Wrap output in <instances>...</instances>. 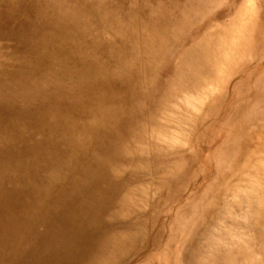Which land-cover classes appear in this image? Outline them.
Masks as SVG:
<instances>
[{
  "label": "bare ground",
  "instance_id": "1",
  "mask_svg": "<svg viewBox=\"0 0 264 264\" xmlns=\"http://www.w3.org/2000/svg\"><path fill=\"white\" fill-rule=\"evenodd\" d=\"M249 1L0 0V264H132L151 255L161 238L156 205L141 211L136 202L147 180L187 174L182 150L161 146L181 140L195 119L185 102L168 122L159 111L206 88L208 76L217 88L223 69L206 42L227 39L215 53L220 63L247 49ZM228 15L225 27L214 26ZM246 140L220 149L218 161L239 163ZM235 172L220 173L200 209L185 264H207L198 232L222 247L234 239L235 256L245 248L246 259L264 264V181L245 177L241 187Z\"/></svg>",
  "mask_w": 264,
  "mask_h": 264
},
{
  "label": "rangeland",
  "instance_id": "2",
  "mask_svg": "<svg viewBox=\"0 0 264 264\" xmlns=\"http://www.w3.org/2000/svg\"><path fill=\"white\" fill-rule=\"evenodd\" d=\"M249 3L250 10L253 15L251 21L253 30L250 34L251 39L249 46L247 47L248 50L244 48V52L242 50V52L236 57H227V61L220 63L221 55H219V53H215L218 49V46H220L219 48H224L227 43V39H225L223 36L217 37V35H214L211 36L206 42V46L211 51L210 54L213 55L211 60L217 62V65H219L220 69H223L219 74L220 81L217 84V88H214L215 86L213 87V85H210L211 79L213 78L212 76H208L209 81L207 83V89L202 88L201 90V88H196L192 91H187L188 96L186 97H183L182 94H178L175 100L173 98L170 99V101H168L166 105L162 106L159 111V114L162 116L161 120L163 122H168V119L173 116V111H175L174 113L176 116L185 113V107H182V103L184 102L188 106L187 109L193 110V113L189 112L188 110L187 112L191 113L189 114V119L195 117V119L193 118L194 124L192 122L188 128L189 124L184 123L183 127L181 128L182 130H179V132H181L180 135H183L182 139L180 140L176 138L175 143L172 145L169 144L167 140H163L165 145L161 146L163 151L164 149L182 150L184 163H182V166L179 169L181 173L187 174L184 175L183 178H178L174 173L172 179L176 180L171 182V184H165L160 181L159 178H154L144 182L146 186L148 185L145 187L147 195L144 193V198L137 200L136 203L142 207L140 209L141 211L149 209V206L151 207V205L155 203L156 208H154L153 211H150V213L157 214L159 218L158 225L156 224L155 228L153 229L155 230L159 228L158 230L160 231L161 238H159L160 241L158 245L152 250L149 257L144 260H140V257H137L133 260L134 262L132 264H185L181 255L185 248V241L187 238L191 237V233L193 232L192 229H194L197 224L199 225V223L203 220L204 214L200 211V209L207 205V203H211L213 195L215 194L214 192L220 173H230L235 169L236 172L233 178H241V180H239L241 187H243L245 184L246 179L248 180L255 178L259 180L260 183L261 181H264V0H250ZM230 18L231 15L225 16L214 26L219 24L218 28H223L227 25V22ZM214 42H217L218 44ZM211 64L215 65L214 63ZM208 89L210 91H208ZM198 97L203 103H201L199 110L195 111V104L198 102ZM249 111L251 113H249ZM191 115L193 117H191ZM164 117H166V119ZM207 126L209 127L207 128ZM238 126L240 127L238 128ZM243 126L244 128H241ZM187 129H189V133L187 132ZM223 130L226 132H223ZM229 130L231 132H229ZM204 132L206 133L204 134ZM246 137V156L244 151L242 156L245 157L241 158L240 155L239 163H235L234 165V163H220V161H218L220 157V149L230 144L232 145L241 139L244 140ZM221 139L223 142H221ZM147 140L146 147L148 149H153L155 144L151 140ZM247 156H249L248 160L251 159L250 163H243ZM260 160L263 161L260 162ZM256 172L259 174V179ZM154 196L156 197L154 198ZM228 196L229 194H227V198ZM131 206L136 208V205H130V207ZM218 208L219 206L217 204V206H215V216L218 215L216 214L218 213V211H216ZM138 212L139 210H136L135 214ZM226 215L228 214L226 213ZM227 219H225V221L229 222L230 219ZM174 220L177 222V225L175 224ZM211 227H213V225ZM211 227L209 229H211ZM233 229L235 231L238 230L235 227H233ZM233 229L232 232H234ZM186 230L188 231L187 233L184 232ZM229 231H226V233ZM241 231L245 234H248L246 228H242ZM217 232L218 231L215 229L213 233L218 234ZM198 240L200 246L196 245V249L199 247L200 251L202 250L203 255H205L204 259L208 256L207 258L209 259H206L209 261L205 259L207 264H253L250 262V259H246L244 255L245 248H241V251L243 250L244 253L240 257L235 256L237 246L234 239L232 241L231 238H226L224 242L221 240V243H224V247H222L220 244L215 242V239H212L209 232L205 234L198 232L197 241ZM226 240L228 241L226 242ZM225 242L230 243L226 244ZM256 245H258L256 248H259L260 245ZM256 248L254 247V249ZM226 253L228 255H226ZM259 255L262 257L261 253H259Z\"/></svg>",
  "mask_w": 264,
  "mask_h": 264
}]
</instances>
